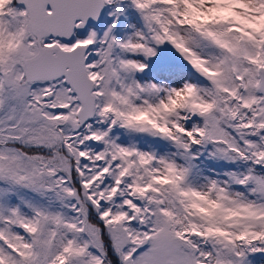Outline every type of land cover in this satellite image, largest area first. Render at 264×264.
<instances>
[{
    "label": "snow or ice",
    "instance_id": "1",
    "mask_svg": "<svg viewBox=\"0 0 264 264\" xmlns=\"http://www.w3.org/2000/svg\"><path fill=\"white\" fill-rule=\"evenodd\" d=\"M0 264H264V0H0Z\"/></svg>",
    "mask_w": 264,
    "mask_h": 264
}]
</instances>
